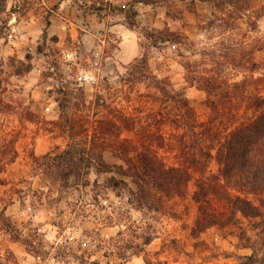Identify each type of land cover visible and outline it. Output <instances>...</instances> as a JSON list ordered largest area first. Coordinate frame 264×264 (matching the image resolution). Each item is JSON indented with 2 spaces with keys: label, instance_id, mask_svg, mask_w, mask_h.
<instances>
[{
  "label": "rangeland",
  "instance_id": "rangeland-1",
  "mask_svg": "<svg viewBox=\"0 0 264 264\" xmlns=\"http://www.w3.org/2000/svg\"><path fill=\"white\" fill-rule=\"evenodd\" d=\"M227 1L0 0V264H145L136 244L153 264H232V254L249 252L236 235L239 225L252 238L263 235L257 220L191 235L194 182L184 198L152 189L153 207L138 209L105 186L111 174L90 167L83 153L96 120L114 107L181 131L174 102L152 76L184 89L200 120L210 114L207 94L186 73L254 76L252 91L264 84L257 80L264 77V14L257 16L264 0ZM173 33L188 38H159ZM145 55L147 70H133ZM249 59L259 65L254 71L244 66ZM64 94L80 142L72 154L57 101ZM210 166L218 168L214 160ZM147 235L153 239L143 244Z\"/></svg>",
  "mask_w": 264,
  "mask_h": 264
},
{
  "label": "trees",
  "instance_id": "trees-1",
  "mask_svg": "<svg viewBox=\"0 0 264 264\" xmlns=\"http://www.w3.org/2000/svg\"><path fill=\"white\" fill-rule=\"evenodd\" d=\"M208 1L217 4L221 0ZM227 2L234 4L233 0ZM257 10V16H262L264 5ZM49 23L46 18V24ZM159 38L179 43L188 37L173 33ZM138 65L147 70L146 55L136 62L133 70ZM256 65L259 66L250 59L244 64L251 71ZM190 67L191 62H187L186 70L190 71ZM254 79V76H245L230 80L218 73H186V80L197 83L207 94L210 114L207 120H200L184 89H174L168 79L152 76V84L161 97L174 102L181 131L173 135L170 129H157L149 121L116 107L109 108V114L96 120L85 143L83 153L88 165L97 172L110 173L105 186L119 196H128L138 209L153 207L152 189L168 199L184 198L194 182L191 198L197 204V215L191 235L198 236L214 225L237 224L242 218L257 220L255 225L261 224L263 232L257 238H252L247 228L239 225L236 246L249 252L232 254V264H264V84H257L252 91ZM258 79L264 80V77ZM57 101L61 108V126L67 127L71 138L66 152L72 154L80 144L76 140L74 120L67 112L66 95ZM124 130L131 131L134 137L123 136ZM105 151L123 163L108 162ZM212 160L217 163L216 171L211 169ZM152 239V235L145 236L143 244ZM141 253L145 264H153L143 246L136 244L134 254Z\"/></svg>",
  "mask_w": 264,
  "mask_h": 264
},
{
  "label": "clouds",
  "instance_id": "clouds-1",
  "mask_svg": "<svg viewBox=\"0 0 264 264\" xmlns=\"http://www.w3.org/2000/svg\"><path fill=\"white\" fill-rule=\"evenodd\" d=\"M12 22H14V21H12Z\"/></svg>",
  "mask_w": 264,
  "mask_h": 264
}]
</instances>
